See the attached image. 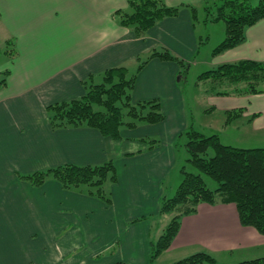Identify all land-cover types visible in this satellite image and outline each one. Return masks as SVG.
<instances>
[{
  "label": "crops",
  "instance_id": "0c3cea01",
  "mask_svg": "<svg viewBox=\"0 0 264 264\" xmlns=\"http://www.w3.org/2000/svg\"><path fill=\"white\" fill-rule=\"evenodd\" d=\"M165 1L183 7L142 38L113 17L127 8V0H0V38L13 41L17 51L6 61L10 74L0 89V264L149 263L161 198L182 180L181 169L172 178L181 158L175 141L190 123L192 104L179 82L178 63L152 58L139 71L133 101L159 99L165 119L123 128L118 139L91 127L52 129L46 108L83 96V80L91 74L132 67L135 57L154 48L166 47L190 60L205 31L185 5L195 6L198 15L206 0ZM202 21L207 25L210 16ZM245 36L238 46L212 55L209 64L264 61V18ZM205 101L210 113L244 107L245 138L259 140L253 147H264V93L205 95ZM149 137L160 144L150 147L142 140ZM109 160L118 174L111 204L66 189L54 178L40 186L22 178L64 164ZM110 248L113 253L105 255ZM200 251L223 263L257 258L264 256V235L241 224L235 204L204 202L182 218L171 247L153 264Z\"/></svg>",
  "mask_w": 264,
  "mask_h": 264
},
{
  "label": "trees",
  "instance_id": "16d2710c",
  "mask_svg": "<svg viewBox=\"0 0 264 264\" xmlns=\"http://www.w3.org/2000/svg\"><path fill=\"white\" fill-rule=\"evenodd\" d=\"M207 6L211 21L223 20L225 37L214 47L212 55H218L245 41L249 26L264 18V0L254 5L252 0H220ZM190 7L195 21L197 8ZM183 6H171L165 0H127V8L113 13L122 26L133 30L137 37H145L150 28L167 17L177 16ZM208 15V14H207ZM207 17V16H206ZM209 40V34L199 37L198 50ZM197 50V52H198ZM7 59L17 54L15 43L8 40L0 47ZM152 58L175 61L183 66L178 79L186 90L188 66L166 47L152 49L147 55L135 57V68L127 64L106 69L99 75L91 74L83 80V96L47 106L52 129L70 127H91L114 139L121 137V129L135 128L140 124H154L165 119L161 102L157 98L134 102L132 92L139 71ZM0 89L6 85L9 69H4ZM195 85L205 95L247 96L264 93V61L240 59L223 62L210 67L197 76ZM208 111V109L206 110ZM244 107L224 112V126L241 119ZM258 114L250 117L252 121ZM192 119V117H191ZM186 138V141H185ZM142 140L150 147L160 144L159 138ZM182 140V143H181ZM183 145L187 161L195 168L217 181L216 188H210L200 173L181 167L182 180L171 197L163 196L160 214H171L160 235L151 241L148 264H153L163 252L171 247L177 236L184 216L194 214L201 203L235 204L239 220L244 226L254 227L264 235V147H237L224 144L219 133L207 135L194 127L193 120L178 134L175 146ZM212 150V152H211ZM33 185L40 186L48 178L58 180L66 189H73L98 197L107 204L112 203L111 185L118 181L115 163L112 160L94 165L64 164L22 176ZM170 264H264V256L234 263L219 262L211 253L200 251Z\"/></svg>",
  "mask_w": 264,
  "mask_h": 264
},
{
  "label": "rangeland",
  "instance_id": "374dc122",
  "mask_svg": "<svg viewBox=\"0 0 264 264\" xmlns=\"http://www.w3.org/2000/svg\"><path fill=\"white\" fill-rule=\"evenodd\" d=\"M221 2L220 0H206L205 3V8L198 13V20L196 21L199 24V29L201 31H205L204 36L206 33L210 32L211 37L208 41L202 44V46L199 48L197 47L196 52L191 56L190 61L186 62L185 65L188 66V71L186 74L187 80L185 83L186 85V91L191 97V104L192 108H190V114H189V121L193 120L194 122V127L198 129L199 131H202L203 133L210 135L213 134L214 132L219 133L220 139L224 144L227 145H233L237 147H253L255 143H259L258 139H247L245 138L246 135H244V129L243 125H246V122L243 121L242 119H238L237 121L234 122L232 126H224V120H225V115L224 112H206L205 109L209 106L206 101H205V95L200 89V87H197L195 85V81L197 79V76L201 74L202 72L206 71L210 67H212L209 63L210 60H212V51L216 45H218L223 39L224 35H222L223 31H225V23L223 20H218V21H210L208 22L207 25L204 24V18L206 19V16L208 17L210 13L207 12V6L213 5L215 2ZM252 3L256 5L258 3V0H252ZM208 14V15H207ZM1 35V33H0ZM5 43L1 40L0 38V47L3 48ZM7 58L6 56L0 52V71L3 72V69L5 68ZM193 61L194 64H193ZM135 63V61H134ZM134 63H131L132 65L131 69L135 68ZM179 66V64H178ZM184 67L179 66V71H183ZM4 77L3 73L0 74V80ZM181 83H184L183 81ZM192 117V119H191ZM237 124L238 126H235ZM186 141V138H185ZM182 143V140H181ZM264 143V142H263ZM178 149L180 150V161L179 164L177 165L174 173L172 174V178H174V175L180 174V169L181 166L185 165L186 168L190 171H193L195 173H200L207 185L214 189L217 187L218 183L216 180L208 176L207 174L203 173L199 169L195 168L193 165H191L188 161V152L186 148L181 145L178 146ZM212 152V150H211ZM176 186L171 187L169 192L166 194L168 197H171L174 194V189ZM171 218V214H161L158 215L156 219H154L153 223H155V227L152 232L153 238H157L163 227L168 223V221ZM142 219V218H139ZM109 252H104L105 255H110L113 252V249L110 248L108 250ZM112 252V253H111ZM233 263V262H231ZM160 264H165V263H160Z\"/></svg>",
  "mask_w": 264,
  "mask_h": 264
}]
</instances>
